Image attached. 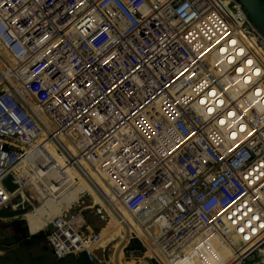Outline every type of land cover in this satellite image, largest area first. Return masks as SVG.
I'll use <instances>...</instances> for the list:
<instances>
[{"label": "built area", "instance_id": "2783aa9c", "mask_svg": "<svg viewBox=\"0 0 264 264\" xmlns=\"http://www.w3.org/2000/svg\"><path fill=\"white\" fill-rule=\"evenodd\" d=\"M0 45V211L23 209L54 257L106 253L82 199L30 231L81 158L138 217L149 244L132 233L131 256L264 260V35L239 0H0Z\"/></svg>", "mask_w": 264, "mask_h": 264}, {"label": "rangeland", "instance_id": "374dc122", "mask_svg": "<svg viewBox=\"0 0 264 264\" xmlns=\"http://www.w3.org/2000/svg\"><path fill=\"white\" fill-rule=\"evenodd\" d=\"M64 142L68 147L73 149V146L70 145L68 140L64 139ZM45 148L54 155H57L58 158L56 162L58 165L65 167L66 159L56 150L57 148L53 142L46 143ZM37 170V166L33 167L29 170V174L36 178L37 175H39ZM40 172L48 177V173H44V169ZM67 173L72 186L68 191L70 194H66L69 197H73L71 201L80 198L84 201L82 209L87 222L94 230L102 231L103 235H105L98 243L99 246L107 245L105 256H102L101 251L98 252V256L103 260L101 263L95 264H151L153 262L150 255L157 254L159 257L163 256L159 250L152 246L150 251H147V255L142 253L143 255L140 262L133 258L134 255L131 256L130 254L132 249L136 248L138 254H141V251L145 250L144 245L138 238H132L130 240L133 227L137 225L142 228L135 216H133L129 210L122 207L119 202H116L113 195L109 193L100 182L97 174L92 173L85 166L74 165V167H68ZM88 185H98V187L103 190L104 197L108 199V202H104L102 205L95 203L88 195ZM9 187L13 188L14 186L9 184ZM15 200L17 199H14V201ZM62 206H66V204L61 205V207ZM61 207L55 208L48 213H46L47 207H45L42 212L35 211L33 216L29 215L28 218L31 223V225L29 223L30 231L33 233L42 228L48 220L59 212ZM29 208L30 206L27 205V209ZM156 208H158L157 205L152 202L149 205V210H151L150 213ZM22 211L24 210L20 208L17 211L11 208L0 211V264H92L86 257V260H82V257L80 259L78 258L77 255H81L82 253L70 254L62 259H57L53 256L50 248L47 247L45 233L32 236L28 228L19 232L16 231L12 221L15 219L14 215L20 216ZM148 213L149 212H147V215ZM36 215H39V217ZM41 216L46 217L40 219ZM143 219H147V216ZM21 226L22 228L26 226L25 221H23ZM127 241L128 244H126ZM145 244L149 243L145 242ZM192 264L204 263L194 260Z\"/></svg>", "mask_w": 264, "mask_h": 264}, {"label": "bare ground", "instance_id": "6f19581e", "mask_svg": "<svg viewBox=\"0 0 264 264\" xmlns=\"http://www.w3.org/2000/svg\"><path fill=\"white\" fill-rule=\"evenodd\" d=\"M0 49H1V54H2V59H3V56H4V58L7 60V61H9V62H11L12 64L14 63V59L11 57V55L0 45ZM1 59V58H0ZM8 82V81H7ZM8 83H10L11 84V86L13 87V84H12V81L11 82H8ZM70 145H71V143H70ZM73 148H75V147H73ZM56 149V148H55ZM57 150V149H56ZM74 152H75V150H74ZM62 154V153H61ZM62 156L64 157V159H66L67 158V155L66 154H62ZM25 160V159H24ZM24 160L20 163V165L18 166V168H17V170H19L20 171V174L23 176V177H25L26 179H28L29 181H32V182H34V177H32L28 172H26V171H21V168H22V166L24 165ZM75 165H77V166H80V165H83V166H85L86 168H88L92 173H96L97 174V176H98V178H99V180H100V182L103 184V186L105 187V189L107 190V191H109V193H111L112 195H113V197L115 198V200H116V202H119L120 203V205L122 206V207H124L125 209H127L126 207H125V205H124V203H123V201L121 200H119V199H117L115 196H114V194H113V192H112V189H111V186H110V184L108 183V181H106V179H105V177L103 176V175H101L100 173H98V172H96V171H94L95 169L92 167V165L88 162V161H86V160H84V159H79V161L75 164ZM94 170H93V169ZM85 184V183H84ZM30 189H31V187H30ZM87 190H88V195L93 199V201L95 202V203H97L98 205H102V204H104V202H108V199L107 198H105L104 197V193H103V190L100 188V187H98V185H88V188H87ZM85 197V196H84ZM39 198H41V196H39ZM83 198V197H82ZM81 199V198H80ZM79 200V199H78ZM45 203V201L41 204V205H43ZM40 204H37V206H36V209L37 208H39L40 206H41ZM154 205V204H153ZM155 206V205H154ZM35 209V210H36ZM158 208H156L155 210H157ZM128 210V209H127ZM150 211L151 210H148V215H147V218L149 217V214H150ZM133 216H135V215H133ZM139 217H140V215H139ZM28 218V217H27ZM135 218H136V220H137V222L139 223V221H138V217L137 216H135ZM146 219H141V222H144ZM28 221H29V223H30V220H29V218H28ZM140 224V223H139ZM30 225H31V223H30ZM141 226V225H140ZM144 229L143 228H141L140 229V231L142 232V236H144L145 234H144V231H143ZM104 236L105 235H103V233H101V238H100V240H99V242L104 238ZM144 238H145V236H144ZM144 241V240H143ZM144 242H148L147 241V239L145 238V241ZM149 243V242H148ZM126 244H127V242H126Z\"/></svg>", "mask_w": 264, "mask_h": 264}, {"label": "trees", "instance_id": "16d2710c", "mask_svg": "<svg viewBox=\"0 0 264 264\" xmlns=\"http://www.w3.org/2000/svg\"><path fill=\"white\" fill-rule=\"evenodd\" d=\"M44 153L45 154H47L45 151H44ZM49 153L55 158V160H57V155H54L53 153H51L50 151H49ZM37 165L32 161V159H29L28 157L27 158H25V160H24V165L22 166V168H21V171H26V172H28L29 173V170L31 169V168H33V167H36ZM71 176V175H70ZM70 194L68 191L67 192H65L63 195H62V197H60L59 199H56V200H51V199H47L46 201H45V203L43 204V205H41L39 208H37L35 211L36 212H42L43 211V209L45 208V207H47V211H46V213H48L49 211H51V210H53V209H55V208H59V207H61V205H64V204H66V206H68L70 203H72V201H71V199H73V197L71 196V197H69L67 194ZM34 211V212H35ZM33 211H29L28 213H27V217L30 215V216H33L35 213H34ZM34 213V214H33ZM37 217H39V215H36ZM46 216H41V218L40 219H43V218H45ZM22 223H23V220H21V219H19V218H15V219H13V221H12V224H13V227H14V229L16 230V231H22V230H26L27 229V227L25 226L24 228H22ZM132 233H136L140 238H142V240H144L145 241V238H144V236H142L141 234H142V232L140 231V229L137 227V226H134L133 227V231H132ZM42 234V233H41ZM129 241V240H128ZM128 241H127V244H128ZM156 255V254H155ZM142 256H137V257H133V258H135V259H137L139 262L141 261V258ZM152 260V259H151ZM164 261V262H166V258L164 257V256H161L160 257V261ZM152 262L153 263H151V264H157L156 262H155V260H152Z\"/></svg>", "mask_w": 264, "mask_h": 264}, {"label": "water", "instance_id": "95a60500", "mask_svg": "<svg viewBox=\"0 0 264 264\" xmlns=\"http://www.w3.org/2000/svg\"><path fill=\"white\" fill-rule=\"evenodd\" d=\"M264 35V0H239ZM255 264H264V260Z\"/></svg>", "mask_w": 264, "mask_h": 264}, {"label": "crops", "instance_id": "0c3cea01", "mask_svg": "<svg viewBox=\"0 0 264 264\" xmlns=\"http://www.w3.org/2000/svg\"><path fill=\"white\" fill-rule=\"evenodd\" d=\"M137 226V225H136ZM139 229H141L139 226H137ZM78 256V258L80 259L81 257H82V260L84 259V260H86V256L84 255V254H81V255H77Z\"/></svg>", "mask_w": 264, "mask_h": 264}, {"label": "snow or ice", "instance_id": "6c2138e0", "mask_svg": "<svg viewBox=\"0 0 264 264\" xmlns=\"http://www.w3.org/2000/svg\"><path fill=\"white\" fill-rule=\"evenodd\" d=\"M233 43H235V42L233 41ZM248 63L250 64V63H251V61H249ZM261 226H262V227H264V225H261Z\"/></svg>", "mask_w": 264, "mask_h": 264}]
</instances>
